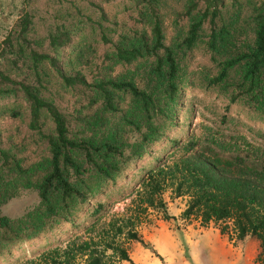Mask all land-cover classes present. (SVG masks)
I'll list each match as a JSON object with an SVG mask.
<instances>
[{
	"label": "trees",
	"instance_id": "obj_1",
	"mask_svg": "<svg viewBox=\"0 0 264 264\" xmlns=\"http://www.w3.org/2000/svg\"><path fill=\"white\" fill-rule=\"evenodd\" d=\"M31 1L0 10V121L28 116L44 147L30 162L0 128V207L24 189L40 201L0 214V264L133 262L131 241L152 248L139 232L150 211L171 218L167 191L187 198L183 218L256 238L264 264V1L125 0L120 20L104 7L115 0H92L43 38ZM198 52L211 64L190 68ZM188 86L227 103L175 136Z\"/></svg>",
	"mask_w": 264,
	"mask_h": 264
},
{
	"label": "rangeland",
	"instance_id": "obj_2",
	"mask_svg": "<svg viewBox=\"0 0 264 264\" xmlns=\"http://www.w3.org/2000/svg\"><path fill=\"white\" fill-rule=\"evenodd\" d=\"M90 1L92 0H32L29 9L35 14V31L33 36L43 38L56 22L68 16L67 12L69 10L73 11V8L77 5L93 8ZM254 1L261 3L264 0ZM10 3L11 0H3L4 5L0 6V10L5 9L7 11ZM125 5V0H115L110 3H104V7L111 18H118L120 20L126 17V13H128L125 10ZM70 14L71 13H69V16H71ZM95 16L98 17L99 13H96ZM6 17V14L0 13V19L3 18L6 20ZM4 33L5 28L0 26V36ZM173 33L174 28L169 26V36ZM72 48L73 46L67 47L63 51L64 53H62L63 56L69 54ZM205 64H211L209 57L202 56L198 52L190 68ZM124 69H126V67L123 68L118 66L116 72H120ZM49 89L55 94L57 103L61 109L70 114L74 106L71 93L59 89L55 81L49 84ZM225 103H227V100L217 97L215 93L204 91L202 88H196L194 86L186 87L182 91L179 104L176 107L178 113V126L175 125V127L172 128L173 134L177 136L179 133L185 132L189 126H198L204 120L212 119L215 113L220 112ZM233 109L235 112L236 109L239 110L236 106ZM242 112L243 120L245 121L248 119L249 113ZM0 128L4 140L12 137L16 146H19V149L24 151L22 155L28 157L30 162L40 158V153L44 145L42 142L36 141L37 136L29 130L28 116L24 119L3 117L0 121ZM158 146L159 145H157V147ZM160 151L161 149H158V152ZM149 161L150 160H148L146 164ZM117 190L118 189H114L112 192L116 193ZM165 198L168 201V212L171 218L164 219L161 212L155 210L150 211L148 217L144 219L139 227L141 236L145 235L149 237L152 236L153 233L161 231L163 238L167 239L169 237L176 239L181 243V250H184V255L189 264H226V262H235V264H258L255 262V257L259 252L260 243L256 238L248 236L244 240H232L230 239V232L228 234H222L220 228L214 223L204 226L200 220L194 217L191 219L183 218L182 213L187 205L186 197L172 198L171 191H167L165 193ZM39 201L40 198L37 190L24 189L17 196L0 207V214L17 217L23 214L28 208L34 207ZM124 206L125 202L115 203L113 210H122ZM160 219H163V224L161 226L158 225ZM219 238L226 242L219 252L224 262L219 261L218 252L209 250L211 246L214 245L220 247V244H218ZM131 243L132 241L129 243V248ZM160 248L165 252L164 247ZM160 248L159 250H161ZM151 249L157 256H160L157 252L158 249Z\"/></svg>",
	"mask_w": 264,
	"mask_h": 264
},
{
	"label": "crops",
	"instance_id": "obj_3",
	"mask_svg": "<svg viewBox=\"0 0 264 264\" xmlns=\"http://www.w3.org/2000/svg\"><path fill=\"white\" fill-rule=\"evenodd\" d=\"M163 219H160L158 225L163 224ZM162 222V223H161ZM157 228V227H155ZM161 231L155 232L152 236H143L142 238L149 244H151L153 249H158L157 252L160 256H157L151 248L146 247L144 244L138 241H132L130 244V257L133 262L128 260H122L119 264H189L185 257L184 250H181V243H179L174 238H163ZM226 242L222 239H218L219 246H211L209 250L218 252V259L220 262H224L220 257V250ZM160 247H164L165 252L162 251ZM159 248L161 250H159ZM200 264V263H199ZM226 264H235V262H226Z\"/></svg>",
	"mask_w": 264,
	"mask_h": 264
}]
</instances>
